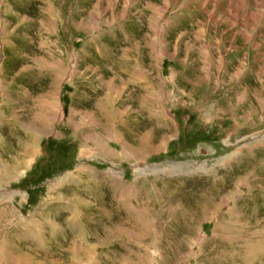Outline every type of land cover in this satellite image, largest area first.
<instances>
[{
	"label": "rangeland",
	"instance_id": "1",
	"mask_svg": "<svg viewBox=\"0 0 264 264\" xmlns=\"http://www.w3.org/2000/svg\"><path fill=\"white\" fill-rule=\"evenodd\" d=\"M0 163V264H264V0H0Z\"/></svg>",
	"mask_w": 264,
	"mask_h": 264
},
{
	"label": "bare ground",
	"instance_id": "2",
	"mask_svg": "<svg viewBox=\"0 0 264 264\" xmlns=\"http://www.w3.org/2000/svg\"><path fill=\"white\" fill-rule=\"evenodd\" d=\"M0 164H1V163H0ZM5 169H8V168H7L5 165H2V166L0 165V170H1V171H6ZM6 172H7V171H6ZM32 234H34V233H32ZM35 234H36V233H35ZM35 234L33 235L34 237H36Z\"/></svg>",
	"mask_w": 264,
	"mask_h": 264
}]
</instances>
